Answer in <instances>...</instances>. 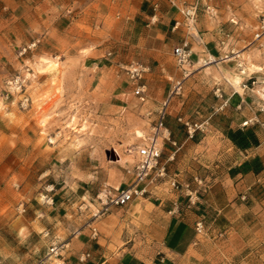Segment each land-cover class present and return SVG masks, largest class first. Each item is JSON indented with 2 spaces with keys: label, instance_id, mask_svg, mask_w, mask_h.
I'll return each mask as SVG.
<instances>
[{
  "label": "crops",
  "instance_id": "0c3cea01",
  "mask_svg": "<svg viewBox=\"0 0 264 264\" xmlns=\"http://www.w3.org/2000/svg\"><path fill=\"white\" fill-rule=\"evenodd\" d=\"M172 1L179 6L194 0H0V48L4 46L10 60L0 65L9 71L22 67L21 61L10 58V45L26 44L40 36L39 54L66 60L74 51L91 45V55L83 59L99 66L106 58L104 45L109 39V27L113 29L112 36L119 38L123 26L129 39L133 37L131 46L139 47L140 54H147V66L141 64L153 70L151 79L141 85H145L146 98L154 101L144 105L154 112L155 119L170 94L173 80L183 77L181 69L170 70L162 62V56L173 54L183 36L173 29L180 14ZM155 3H159L157 9ZM8 8L11 10L5 11ZM22 20L27 21L25 31L15 33L17 21ZM96 28L106 33L97 32ZM204 31V41H211L212 27ZM200 68L190 70L185 78L183 96H173L170 101L165 120L169 140H163L160 159L169 176L189 182L197 191V202L190 205L185 194L166 184L156 191L159 199L135 200L143 205L146 215L154 213L162 218L156 249L144 254L137 252L134 244L127 246L129 241L114 249L102 244L100 236L93 239L91 228L85 225L90 215L71 204L74 189H57L51 184L54 189H42L43 197L36 206L28 205L22 218L7 223L11 231L1 227L0 243L12 244V250L21 249L18 244L28 250L3 255L0 248V264H264V91L241 85L242 91L233 94L223 86V98L214 97L217 81H208V93L200 89V81L195 82L202 80L204 69ZM255 76L264 79V71ZM132 93L137 94L136 87ZM239 103L242 108L237 110ZM6 104L8 110L16 111L15 102ZM190 115L202 118V129L193 136L178 120ZM246 120L250 122L244 125ZM89 152L75 151L66 159L67 178L60 184L80 182L78 188L85 189L84 200L94 199L91 195L105 186L119 188L130 184L131 175L121 168L108 172L107 180L102 179L109 166L102 157L95 162L96 157ZM15 167L20 176L24 162L19 157ZM46 174L41 173L39 178ZM176 200L180 208L174 212ZM199 221L204 224L205 235L195 229ZM34 241L41 244L36 251L29 248ZM54 241L66 242L68 248L61 257L46 259V248ZM84 252H89L90 257L80 261Z\"/></svg>",
  "mask_w": 264,
  "mask_h": 264
},
{
  "label": "rangeland",
  "instance_id": "374dc122",
  "mask_svg": "<svg viewBox=\"0 0 264 264\" xmlns=\"http://www.w3.org/2000/svg\"><path fill=\"white\" fill-rule=\"evenodd\" d=\"M207 5L211 6L210 10ZM263 19L264 0H205L199 7L198 28L202 33L212 27L214 37L205 42L211 53L221 58L232 49L239 50L247 69L252 72L264 66L263 55L254 44H250L257 25ZM25 24L27 21H17L15 33L24 32ZM96 29L102 32L100 28ZM108 31L106 37L109 39L104 45L107 46V60L102 58L99 66L83 59L91 55V45L74 51L73 56H68L66 60L60 56L39 54L42 42L28 48L41 39L40 36L26 44L12 42L10 45V58L21 61L23 66L9 71L3 64L0 65V229L5 227L11 231L7 223L22 218L26 214L24 209L28 205L36 206L43 197L42 189H54L50 186L54 184L57 189H74L72 206L80 212H88L90 218L85 225L95 221L93 226L98 227L102 244L117 249L129 241L127 246L134 244L137 252L149 254L159 245L162 218L154 213L146 215L143 205L134 201L126 207H113L110 213L97 220L92 219L99 206L96 199L99 190L91 195L94 199L89 197L84 200L85 189L78 188L82 185L80 182L71 184L69 180L68 184L59 183L62 179L66 180V166L69 164L66 159L75 151L84 153L89 150V155L96 157L95 162L102 157L105 165L109 166L104 169L102 179L107 180L108 172L113 173L116 168L130 175L127 169L137 162L136 148L153 125L154 116H147L149 108L144 104L154 101L146 98V91L144 100L140 94L132 93L135 87L137 90L138 86L151 79L153 70L147 69L139 79L132 78L126 70L132 62L147 66L144 60L147 54L142 55L137 51L139 47L131 46L133 37L129 39V32L123 26L119 38L112 36V27ZM24 48L27 50L24 51ZM0 49V62L10 61L4 46ZM195 49L201 50V47L195 46ZM162 62L170 70L179 69L173 54L162 56ZM198 66L194 64L189 69ZM199 67V70L204 69L200 74L202 80L195 82L200 81L199 87L204 89V93H208L206 89L211 87L210 79L217 81L214 91L217 86L228 87L231 91L236 87V90L242 91L229 83L232 76L240 75L242 80L245 77L235 61ZM17 73L26 79L25 91L21 93L7 85V81ZM262 80L255 85L257 91H264ZM7 91L13 94L10 93L6 100L4 95ZM24 92L30 97L27 107L21 105ZM183 93L178 96L182 97ZM6 102H15L16 111L8 110ZM201 119L193 115L183 116V120L191 123L200 124ZM138 131L143 132L142 137L137 136ZM17 157L24 162L20 176L16 174ZM41 173L47 174L39 178ZM9 245L0 243L3 255L28 250L19 244L17 246L21 249L15 247L12 250ZM29 248L36 251L41 244L34 241ZM59 257L61 255L54 258Z\"/></svg>",
  "mask_w": 264,
  "mask_h": 264
},
{
  "label": "built area",
  "instance_id": "2783aa9c",
  "mask_svg": "<svg viewBox=\"0 0 264 264\" xmlns=\"http://www.w3.org/2000/svg\"><path fill=\"white\" fill-rule=\"evenodd\" d=\"M202 2V0H194L191 3H182L179 6H177L174 1L171 2L173 6L178 8L180 14L179 18H176L174 21L173 29L180 31L183 36L182 40L174 47L173 55L177 67L182 70L183 77L173 80L170 94L158 109L150 132L143 138L142 142L136 148L137 162L132 168L127 169V173L131 175L130 184L126 187H104L100 189L96 196L99 206L96 208V211L93 212L92 219L97 220L101 216L110 213L113 207H126L137 198L152 197L159 199L156 191L163 184H166L167 187H170L173 190L185 194L190 205L197 202V191L191 188L190 183L182 182L178 180L177 177L169 176L166 164L160 162L163 153V140H169V133L165 127L168 107L173 96L182 94L184 80L190 75V67L194 64H199V66L203 67L218 65L222 62L235 61L240 73L245 76V79L241 81L243 88H252L260 82V79L255 75L261 73L264 66L258 71L250 72L246 67V62L244 57H242L241 51L232 49L224 57L220 58L208 50L202 33L198 28L199 7ZM158 7L159 3H155L154 8L157 9ZM207 8L210 10L211 6L207 5ZM154 18L155 17H153V19ZM38 42L39 40L37 39L29 45L28 48L36 46ZM250 44H254L264 57V19L257 25L253 40ZM195 46L201 47V50H196ZM26 50L27 48H24V51ZM126 70L132 78L139 79L147 68L139 62H132L126 67ZM25 80L26 79L20 73H17L7 81V85L13 88L15 92L21 93L25 91ZM262 83H264V80H262ZM145 91V85L137 87L136 93L140 94L142 100L145 99ZM236 92L237 90L234 88L233 94ZM10 93L13 94L12 91H7L6 97H9ZM223 94L224 92L222 88L217 86L215 89L216 97L223 98ZM29 102L30 97L24 92L21 105L27 107ZM241 108L242 104L239 103L236 106V109L240 110ZM153 114L154 112L152 110L147 111V116ZM178 120L184 124L189 136H193L198 129H202L201 124L185 121L182 117H179ZM249 122L250 120H246L243 124L247 125ZM243 198L245 199V197ZM179 208L180 203L176 200L174 202V212L178 211ZM94 222L95 221L93 220L88 225L92 231L91 237L93 239H98L100 232L97 226H93ZM195 229L197 233L201 235L206 234V229L202 221L196 223ZM67 248L68 244H66V242L54 241L48 248L46 259L62 255V252ZM89 257L90 253L84 252L80 255V261H85Z\"/></svg>",
  "mask_w": 264,
  "mask_h": 264
},
{
  "label": "bare ground",
  "instance_id": "6f19581e",
  "mask_svg": "<svg viewBox=\"0 0 264 264\" xmlns=\"http://www.w3.org/2000/svg\"><path fill=\"white\" fill-rule=\"evenodd\" d=\"M49 60H47L46 61V63L48 62ZM50 63V62H49ZM249 68V67H248ZM251 68V67H250ZM257 68V67H256ZM261 68V67H260ZM259 68V69H260ZM258 69V68H257ZM231 82L233 83H231L230 81H229V83L233 86V87H235V85L236 86H238V87H240V89H241V80H242V77L240 76V75H235V76H232V78H231ZM236 88V87H235ZM137 136L138 137H142L143 136V132H141V131H138L137 132Z\"/></svg>",
  "mask_w": 264,
  "mask_h": 264
}]
</instances>
